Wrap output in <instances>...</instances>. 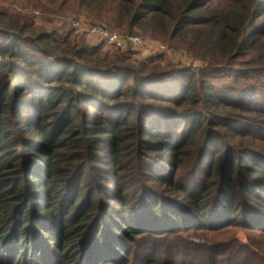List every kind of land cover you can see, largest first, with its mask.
<instances>
[{
    "label": "trees",
    "instance_id": "16d2710c",
    "mask_svg": "<svg viewBox=\"0 0 264 264\" xmlns=\"http://www.w3.org/2000/svg\"><path fill=\"white\" fill-rule=\"evenodd\" d=\"M76 1L111 28L133 34L138 26L153 37L188 46L208 59V65L198 73L157 70L151 64L137 65L132 49H116L120 53L107 58L99 54V47H76L68 36L52 38L45 33L38 35L41 45L34 48L40 56H29L21 44L23 33L2 37L0 54L10 60L0 61V264L147 263L153 253L167 257L165 252L170 253L179 240L169 236L197 227L193 217L212 229L230 225L237 215L228 188L241 180L243 167L235 161H243L244 152L238 156L226 152L224 162L215 136L209 134L221 127V137L235 136L237 111L244 119L255 107H264V95L260 100L255 90L204 82L203 75L214 74L252 50H264V21L258 22L255 12L261 0H235L226 13L203 11L214 0ZM10 29L25 32L26 27L15 22ZM51 47L62 48L63 54ZM165 103L176 109L170 112ZM203 105L212 109L204 110ZM125 130L138 131V148L143 151L176 155L202 138L200 150L207 160L203 180L197 179L191 189L177 190L194 202H174L168 193L145 191V213L138 209L130 215L119 210L112 217L99 213L103 192L93 190L87 163L110 161L114 169L121 165L120 133ZM251 156L247 163L254 165L258 182L245 183V191L251 208L257 209L258 204L264 206V162ZM106 168H101L104 176L97 175H115ZM213 193L219 196L217 202ZM120 196L124 200L130 195ZM243 217L247 225L263 227L255 216ZM140 234L164 235L163 250H157L160 242L155 236L148 243L135 239ZM194 241L202 245L190 251L203 254L197 264H247L231 245L218 248L221 245ZM178 254L170 260L175 262ZM191 259L187 253L181 264H190Z\"/></svg>",
    "mask_w": 264,
    "mask_h": 264
},
{
    "label": "rangeland",
    "instance_id": "374dc122",
    "mask_svg": "<svg viewBox=\"0 0 264 264\" xmlns=\"http://www.w3.org/2000/svg\"><path fill=\"white\" fill-rule=\"evenodd\" d=\"M234 3L235 0H214L209 5L203 7V11L206 13H226L232 9ZM260 5L261 7L255 10L256 15L259 16L258 22L264 21V0H261ZM15 22L24 25L26 27L25 32H14L13 29H10V25ZM77 22L102 23L107 25L105 21L89 16L88 12L80 7L76 0H57L54 3L49 0H0V30L5 31L0 32V41L4 36L23 33L22 36L25 39L21 41V44L27 52L29 51V56H40V53L35 52L34 48L41 45L38 35L44 33L52 38L68 36L76 47H99V54L107 58H112L118 52L120 53L115 48L87 38L83 32L76 29L75 23ZM113 29L120 30L118 27ZM122 30L125 31V29ZM133 34L141 36L146 41L144 48L129 51L133 52L132 58L137 61V65L142 62L151 64L157 70L182 69L186 70L187 73L190 71L198 73L201 67L206 68L208 65V59L204 56L202 59L197 52L189 49L188 46L177 44L175 41L167 42L161 38L153 37L150 32L138 26L133 28ZM243 37L246 38L245 35H242ZM156 42L163 43L165 49H152ZM49 50L56 54H63L62 48L51 47ZM251 52L249 56L245 55L244 57L234 59L230 65L223 67V69H218L214 74L203 75V81H210L212 84L220 87L232 85L242 89L255 90L261 100L264 95V50H259L258 52L252 50ZM9 60L8 57H2L0 54V61ZM244 73L250 74L249 78L245 79L243 77ZM239 78L241 80L238 81ZM166 105L169 106L170 112L176 109V106L173 104L165 103L164 106ZM203 109L211 110L212 107L203 105ZM170 112H167V116L173 117L176 115ZM237 113L235 119L239 130L235 136L221 137L223 136L221 127L215 128L214 132L211 131L209 134V136H215L214 140L218 144V148L222 150L219 158L222 159L223 157L225 159L224 162H228L224 158V155L229 151L234 156H238L237 154L242 151L248 156L244 159V154H242L240 158L243 161H235V163L243 167L241 180L239 183H235L234 186L228 188V191L232 190L229 196L237 214L234 217V222L221 228L207 229L203 228V224L198 221L197 217H193V220L197 221V227H194L193 230L181 231L174 237L169 236L170 238L179 240H175L176 245L174 244L170 253L165 252L168 255L167 257L161 254L155 256L156 253H153L150 255V262H141L140 264H181V257H184L187 253L193 255L190 264H197L196 260L200 258L202 260L203 254L201 256L198 255L199 253L190 252L193 246L201 245V242L194 241L197 239L207 242V245L210 246L221 245L217 246L218 248L227 244L231 245L235 249L240 250V254L236 255V257L243 262L247 261V264H264V224L262 228H254L251 225H247L243 217L255 216L258 220L264 222V206L258 204L257 209L251 208L253 203L248 200L245 191V183L255 185L258 182L256 172L251 169L254 165L247 163V160L252 154L259 161L264 162V107H255L254 110L246 113L243 117L244 119L240 117V112L237 111ZM203 124L200 127L203 128ZM137 133L138 131L136 132V130L135 133L132 130H125L120 133L123 136L124 142L118 159L121 165L117 168L114 169L113 165L108 164L110 161L107 163L92 161L87 163L86 169L90 171L87 179L92 182L91 186L93 190L98 189L103 192L101 200H98V202H101V209L99 210L101 215L109 213L112 217L115 214L114 212L117 213L119 210H125L126 214L130 215L134 209H138L144 213L147 212L146 206L148 204L146 205L147 202L143 201V198L146 196L145 191L157 196L168 193L171 196L168 199L174 202L192 203L195 201L177 190L179 187L191 189L197 179L201 180V182L203 180V168L207 160L205 157L203 158V150H200L202 138H196L195 143H190V145L181 150L180 154L176 155V152L172 153V151H143V149L138 148L139 137H137ZM214 153L215 151L212 152V154ZM102 159L104 158L102 157ZM232 161H234V157ZM102 167L114 170L115 175L103 177L104 173L101 172ZM97 174L103 176L101 177ZM149 174L152 177H149ZM157 176L162 178L161 182L156 180ZM206 180L212 184L213 189L216 187L213 184V180ZM81 184L84 186L83 182ZM175 185L177 188L174 190ZM125 193H128L130 196L123 200V197L120 195ZM212 197H214L213 202L214 200L217 202L219 196L213 193ZM196 201L198 200L196 199ZM182 213L192 215L191 212L187 211H183ZM141 234L136 236L135 239L139 238L142 243H148V240L152 236H155L154 239L160 242L157 250L159 252L163 250L164 244L162 242H164V235L157 236L152 234L149 235L150 237H146ZM127 242H131L130 238L127 239ZM136 243L132 241V244ZM167 244L169 243L167 242ZM173 249L177 250V252ZM171 253L173 255L169 257ZM176 253L179 254L175 259V263L174 260L170 259L175 258ZM164 261L169 262L164 263ZM242 261L240 263H243Z\"/></svg>",
    "mask_w": 264,
    "mask_h": 264
},
{
    "label": "built area",
    "instance_id": "2783aa9c",
    "mask_svg": "<svg viewBox=\"0 0 264 264\" xmlns=\"http://www.w3.org/2000/svg\"><path fill=\"white\" fill-rule=\"evenodd\" d=\"M75 27L87 38L121 51L142 49L146 46V41L141 36L121 32L102 23L77 22ZM153 47L154 50L165 49L161 42H156Z\"/></svg>",
    "mask_w": 264,
    "mask_h": 264
}]
</instances>
